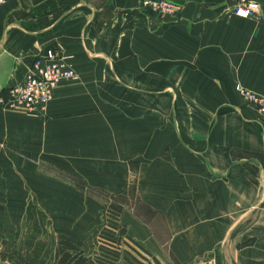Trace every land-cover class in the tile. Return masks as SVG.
<instances>
[{"label": "crops", "instance_id": "crops-1", "mask_svg": "<svg viewBox=\"0 0 264 264\" xmlns=\"http://www.w3.org/2000/svg\"><path fill=\"white\" fill-rule=\"evenodd\" d=\"M182 1L0 5V96L47 49L77 75L41 115L0 103V250L51 264L56 232L83 242L106 198L160 264H264V121L235 88L264 95V0L247 18Z\"/></svg>", "mask_w": 264, "mask_h": 264}, {"label": "built area", "instance_id": "built-area-1", "mask_svg": "<svg viewBox=\"0 0 264 264\" xmlns=\"http://www.w3.org/2000/svg\"><path fill=\"white\" fill-rule=\"evenodd\" d=\"M6 0H0L2 5ZM185 1V0H184ZM231 4L232 12L240 17H252L259 8L258 0H225ZM143 6L159 16H173L179 13L183 1L176 0H142ZM69 56L51 48L47 49L44 59L34 61L32 69L18 83L7 88L0 96V103L9 108H22L28 114L39 115L45 112L48 103L53 98V90L63 80L77 78L73 68L68 63ZM236 90L241 98L253 105L264 121V95L237 83ZM118 213L111 207L105 209V223L102 234L108 230L117 232ZM116 227V228H115Z\"/></svg>", "mask_w": 264, "mask_h": 264}, {"label": "trees", "instance_id": "trees-1", "mask_svg": "<svg viewBox=\"0 0 264 264\" xmlns=\"http://www.w3.org/2000/svg\"><path fill=\"white\" fill-rule=\"evenodd\" d=\"M107 236L109 234V238L113 239L114 242H119L122 238L125 237L129 238L125 234V225L121 224L118 225L117 232H112L108 230L104 232L103 235ZM113 235L117 237L114 238ZM56 242L54 248V255L51 264H89L88 255L83 248V242L81 240H74L67 232L64 231H57L56 232ZM130 239V238H129ZM1 243L3 244V249L0 250V259L7 258L10 261V264H29L28 261L25 260L23 253L17 252L16 254L12 255L9 254L12 248V242L8 240H2ZM137 244L136 242H134ZM138 245V244H137ZM139 246V245H138ZM120 246L113 247L112 251H109L108 248H103L101 259L97 258L99 264H125V262H118V260L125 259L130 264H132L128 258H125V250L120 249ZM143 249L141 246H139ZM144 250V249H143ZM148 253L146 250H144ZM154 260L155 264H160L159 261L154 257L151 256ZM143 260H146L144 256H142ZM142 263V262H141Z\"/></svg>", "mask_w": 264, "mask_h": 264}, {"label": "rangeland", "instance_id": "rangeland-1", "mask_svg": "<svg viewBox=\"0 0 264 264\" xmlns=\"http://www.w3.org/2000/svg\"><path fill=\"white\" fill-rule=\"evenodd\" d=\"M13 109V108H11ZM43 114V113H42ZM41 115V114H40ZM54 174H56V171H51ZM67 173V178L66 180H70L76 183H80V180L76 179L73 177V174L71 172H66ZM71 175H69V174ZM104 197L106 195L103 194ZM99 205V217H100V222L99 225L97 226L96 229L88 232V234L84 237L83 240V248L85 249L86 254L88 255L89 259V264H99V261H97V258L101 259V254L103 251V248H108L109 251L113 250V247L120 246V249L125 250V258H128V260L132 264H155L154 260L152 259V255L149 253H146L143 249H141L137 244L134 243L132 239H129L127 237L122 238L119 242H114L112 241L113 239L109 238V234L101 235L102 230L101 228L103 227L105 223V209L107 207H111L116 212L118 213L117 217V224L121 226L122 221H121V213H122V206L120 204L111 202L110 199L106 201V198L104 199V202ZM116 228V227H115ZM118 229V228H116ZM101 233V234H100ZM126 234V232H125ZM127 235V234H126ZM114 238H116V235H113ZM142 256L147 258L146 260H143ZM125 262V264H130L127 260L121 259L118 260V262ZM142 262V263H141Z\"/></svg>", "mask_w": 264, "mask_h": 264}]
</instances>
